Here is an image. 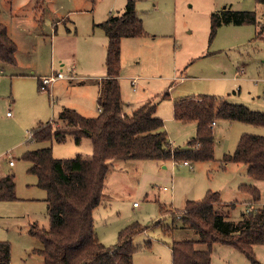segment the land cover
Segmentation results:
<instances>
[{
    "label": "rangeland",
    "instance_id": "obj_1",
    "mask_svg": "<svg viewBox=\"0 0 264 264\" xmlns=\"http://www.w3.org/2000/svg\"><path fill=\"white\" fill-rule=\"evenodd\" d=\"M126 1L0 0V21L16 44L15 63L0 60V177L14 173L17 197L0 200V240L10 244V264H42V256L34 251L42 243L28 232V227L31 223L47 227L49 222L46 191L27 171L29 162L22 158L23 153L44 146H51L54 155L61 157L91 152L89 138H84L79 146L70 141H34L31 129L39 120L55 119L62 108L60 103L74 108L85 103L86 110L97 113V80L88 77L105 71L107 39L96 24L109 15L120 14ZM134 2L146 34L121 39L119 84L126 110L152 100L171 144L184 147L196 126L193 121L174 118L175 99L212 94L252 109H264V30L260 32L264 25L263 5L255 0ZM224 6L254 10L258 23L222 24L209 40L210 14ZM59 67L65 77L53 84L57 94L53 85L51 92L41 91L37 74H50L51 69ZM164 92L166 97H162ZM35 93L42 95L44 103L41 113H36L39 119L31 113L34 103L29 98ZM7 111L10 115H6ZM215 123H211V160L185 165L170 159L166 160L167 168L148 159L110 162L102 199L93 210L95 232L104 244L115 243L118 230L137 221L147 228L133 236V264H171V240L197 239L198 234L178 226L179 221L171 234L164 233L163 227L171 225L172 219L161 214L160 205L180 209L184 195L190 196L201 187L237 200L230 210V219L237 220L242 211L254 206L248 202V194L236 189L239 182H251L245 165L223 164L221 159L224 153L233 152L242 133L261 134L264 126L226 119H215ZM9 159L14 165L8 163ZM156 221L160 223L154 224ZM254 252L257 261L264 264V242ZM211 264L252 263L234 248L214 244Z\"/></svg>",
    "mask_w": 264,
    "mask_h": 264
},
{
    "label": "trees",
    "instance_id": "obj_2",
    "mask_svg": "<svg viewBox=\"0 0 264 264\" xmlns=\"http://www.w3.org/2000/svg\"><path fill=\"white\" fill-rule=\"evenodd\" d=\"M264 6V0H255ZM258 23L254 10H233L224 6L210 14L209 40L222 24ZM106 36L105 77L96 99L98 112L85 116L76 109L63 106L52 121L38 122L31 129L34 141L52 140L63 143L71 137L75 144L83 138L91 141L90 156L76 154L55 157L51 146L26 150L22 158L29 162L27 171L36 176V184L46 191L44 198L48 226L31 223L28 232L39 238L42 264H133L136 250L133 236L145 230L139 222H131L117 232L116 242L104 244L95 232L93 210L100 203L106 176L114 160L148 159L174 162L208 161L214 158L215 119L240 121L264 126V109H252L222 96L201 94L174 100L173 116L181 122H195V133L184 147L171 144L164 121L155 114L156 104L146 100L129 111L121 97L120 43L123 37L146 34L137 14L134 0H127L118 15H109L96 24ZM264 25L260 26V32ZM259 35V34H258ZM16 44L0 21V60L15 63ZM164 92L162 97H166ZM223 164L242 163L247 175L264 179V135L244 132L232 153H224ZM15 175L0 177V200L16 199ZM238 190L250 196L254 206L242 211L237 220L229 218L235 201L224 203L218 191L207 189L199 199H187L180 209L160 205L162 215L171 217V225L163 227L171 234L179 221L181 228L196 231L197 239H172L169 243L171 264H210L215 243L242 253L252 264H260L254 252L264 242V211L255 205L260 191L252 183H241ZM220 207L226 208L224 211ZM160 223L156 221L154 224ZM148 245V242L145 244ZM0 264H10V244L0 240Z\"/></svg>",
    "mask_w": 264,
    "mask_h": 264
},
{
    "label": "crops",
    "instance_id": "obj_3",
    "mask_svg": "<svg viewBox=\"0 0 264 264\" xmlns=\"http://www.w3.org/2000/svg\"><path fill=\"white\" fill-rule=\"evenodd\" d=\"M55 25V24H54ZM55 28H56V25H55ZM55 35V34H54ZM55 36H57V35H55ZM54 36V37H55ZM124 38V37H123ZM52 44H53V41H52ZM121 44V43H120ZM105 48H106V46H105ZM63 65V63H60V67ZM59 67V68H60ZM57 70H62L61 68L60 69H51V73L52 72H54V71H57ZM31 73H34V72H32V70H31ZM50 73V74H51ZM50 74H37V77H36V81H37V86H39V81H40V79H41V77L42 76H46V75H50ZM15 75H19L20 77H27V76H29V75H27V74H25V73H15ZM105 77V71L103 72V74H101V75H97V76H94V77H88V78H94V79H96L97 80V89L94 91V95H95V101H96V99H97V96H98V90H99V86H100V83H101V81H102V79ZM119 77H120V75H119ZM57 80H62V78H59V79H57ZM57 80H55L53 83H52V85L57 81ZM118 81H119V78H118ZM35 82V81H34ZM120 85V84H119ZM53 87H54V85H53ZM52 87H50V92H51V89ZM55 88V87H54ZM121 91V90H120ZM55 92H56V94H57V91H56V88H55ZM29 93H31V89L29 88ZM51 95V94H50ZM42 95L40 94V93H35V95H31L30 96V100H32L33 101V106L31 107L32 108V110H31V113L37 118V117H39V116H36V115H38V114H36V113H41V109H42V107H43V97H41ZM122 97V96H121ZM57 100H58V97H56V100H55V102H57ZM47 101H48V103H49V100H48V98H47ZM51 101H52V99H51ZM54 101V100H53ZM146 101V100H145ZM44 102H45V99H44ZM144 102V101H143ZM142 103V102H141ZM50 104V103H49ZM140 104V103H139ZM60 105H61V107H63V106H66V105H64V104H62V103H60ZM138 105V104H137ZM75 106V108L72 106V108H74V109H76L79 113H81L82 115H85V116H94V115H96L97 113L95 112L94 114H91V112L90 111H88V110H86V108H87V105L85 104V103H82V104H80L79 106L78 105H74ZM96 106H97V103H96ZM7 112H9V111H7ZM6 112V113H7ZM97 112H98V108H97ZM90 113V114H89ZM160 117V116H159ZM37 119H39V118H37ZM52 119H54V118H52ZM52 119H48V120H46V121H52ZM41 120H39L38 122H40ZM37 122V123H38ZM42 122H45V121H42ZM216 125V123L214 124V126ZM196 126V125H195ZM213 127V126H212ZM245 131V130H244ZM259 133H261V134H263L264 135V131H261V132H259ZM84 139V138H83ZM83 139L81 140V142L79 143V144H75L74 142H73V140H72V138L71 137H68L67 139H66V141L65 142H63V143H66L67 141H70V142H72L73 144H75V145H77V146H79V145H81V143L83 142ZM55 142V141H54ZM56 143H58V142H56ZM90 143H91V141H90ZM58 144H62V143H58ZM91 152H92V146H91ZM91 152H89V153H81V152H78V153H75L74 155H76V154H83V155H85V156H90L91 155ZM52 153H53V151H52ZM53 155H54V153H53ZM73 155V156H74ZM55 157H58V158H61V156H56V155H54ZM67 157H70V156H67ZM10 160V159H9ZM9 160H8V163H9ZM172 161V160H171ZM157 163H158V165H159V167L160 168H167V163H166V160L165 161H157ZM183 164H185V163H183ZM237 164V163H236ZM242 164V163H241ZM10 165H14V162L12 163V164H10ZM185 165H190V162L188 161V163L187 164H185ZM245 171H246V166H245ZM249 179L251 180V182L250 183H252V184H254V185H256V187L259 189V191H260V199H259V201L258 202H256L255 203V205H260L261 207H262V209H263V211H264V208H263V206H264V179H262V180H254V179H251L250 177H249ZM173 181V180H172ZM171 181V182H172ZM248 182V181H247ZM173 183V182H172ZM242 182H239L237 185H236V189L238 190V185L239 184H241ZM207 189H205V188H201L200 187V189L199 190H197V192L196 193H194V194H190V196H187V195H189V193H187V194H185L184 195V199H185V201L187 200V199H199L200 198V196L202 195L203 196V194L205 193V191H206ZM239 191V190H238ZM203 193V194H202ZM201 196V197H202ZM220 197H221V199H222V201L224 202V203H229V202H233V201H237V200H235V199H231V198H229V197H225V196H223V195H221L220 194ZM249 198H250V196H249ZM237 199V198H236ZM248 202H250V199L248 200ZM185 203V202H184ZM263 205V206H262ZM133 206H136V203L135 202H133ZM100 239V238H99ZM215 244H218V243H215ZM221 245V244H220ZM260 245V244H259ZM226 246V245H225ZM257 246V245H256ZM255 246V247H256ZM254 247V248H255ZM210 264H211V261H210Z\"/></svg>",
    "mask_w": 264,
    "mask_h": 264
},
{
    "label": "built area",
    "instance_id": "obj_4",
    "mask_svg": "<svg viewBox=\"0 0 264 264\" xmlns=\"http://www.w3.org/2000/svg\"><path fill=\"white\" fill-rule=\"evenodd\" d=\"M63 77H65V74L61 70L54 71L50 75L42 76L40 81H39V86L38 87H39V89L41 91H49L52 83L55 80H57L59 78H63ZM6 115H10V112H7ZM214 123H215V121L212 122V124H214ZM30 134H31V132H30ZM12 163H13V161L10 159L9 160V164H12ZM183 163L187 164L188 161H183ZM162 188L166 189V186H164Z\"/></svg>",
    "mask_w": 264,
    "mask_h": 264
}]
</instances>
